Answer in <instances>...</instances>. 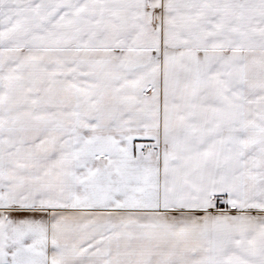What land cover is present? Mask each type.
<instances>
[{"label": "snow or ice", "instance_id": "6c2138e0", "mask_svg": "<svg viewBox=\"0 0 264 264\" xmlns=\"http://www.w3.org/2000/svg\"><path fill=\"white\" fill-rule=\"evenodd\" d=\"M0 264H264V0H0Z\"/></svg>", "mask_w": 264, "mask_h": 264}]
</instances>
